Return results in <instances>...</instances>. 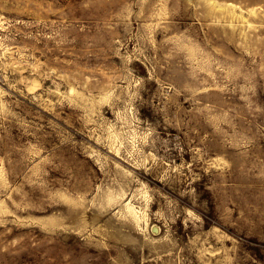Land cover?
<instances>
[{
    "label": "rangeland",
    "instance_id": "374dc122",
    "mask_svg": "<svg viewBox=\"0 0 264 264\" xmlns=\"http://www.w3.org/2000/svg\"><path fill=\"white\" fill-rule=\"evenodd\" d=\"M0 264H264V0H0Z\"/></svg>",
    "mask_w": 264,
    "mask_h": 264
}]
</instances>
